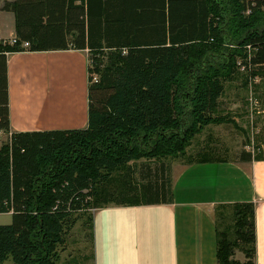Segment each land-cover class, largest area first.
<instances>
[{"label": "trees", "instance_id": "obj_1", "mask_svg": "<svg viewBox=\"0 0 264 264\" xmlns=\"http://www.w3.org/2000/svg\"><path fill=\"white\" fill-rule=\"evenodd\" d=\"M0 11L16 28L15 42L0 40V215L12 220L0 225V264H61L83 219L95 260L93 212L171 202L163 158L186 154L204 128L234 122L221 98L255 96L264 84V0H5ZM70 45L90 52L87 127L9 134L8 54ZM257 150L234 160H264ZM211 151L191 161L226 160ZM253 206L220 205L229 221L215 210L217 264L236 247L253 264Z\"/></svg>", "mask_w": 264, "mask_h": 264}, {"label": "crops", "instance_id": "obj_2", "mask_svg": "<svg viewBox=\"0 0 264 264\" xmlns=\"http://www.w3.org/2000/svg\"><path fill=\"white\" fill-rule=\"evenodd\" d=\"M14 22L0 11V40L14 39ZM89 56L71 45L8 54L9 134L86 128ZM172 189L165 204L94 211V264H217L215 210L236 202L254 205L253 264H264V160L191 162L174 171Z\"/></svg>", "mask_w": 264, "mask_h": 264}, {"label": "rangeland", "instance_id": "obj_3", "mask_svg": "<svg viewBox=\"0 0 264 264\" xmlns=\"http://www.w3.org/2000/svg\"><path fill=\"white\" fill-rule=\"evenodd\" d=\"M5 0H0V5H3ZM93 79L96 80L97 76L93 74ZM260 87L254 96L251 91L241 92V100L235 101L236 91H229L227 98H221L223 104V111L225 116L228 114V120L234 121L228 124H219L217 126H208L204 128L203 132L198 136L196 135L190 140V147L187 148L186 154H180L176 159L163 158L171 164V172L178 170L183 165H188L192 161L191 155L202 151L204 146L211 147V152L220 151V156L227 159L237 158V153L242 150H247L256 155L258 150L264 149V99L260 92H264V84L256 82ZM234 101V102H233ZM3 136V134H2ZM0 136V144L6 138ZM261 155H264V151ZM228 205V204H227ZM219 209V208H218ZM229 221L231 214L228 207L220 208ZM219 209V210H220ZM12 220L8 213L0 215L1 224H11ZM84 219L81 220L73 229L70 240H68L67 251L62 254L61 264H94L91 254L93 253V244L91 242L90 232L87 227L83 228ZM250 245L244 247L247 251ZM233 254L229 257L228 264H247L249 258L241 250V247H236ZM251 259V258H250Z\"/></svg>", "mask_w": 264, "mask_h": 264}, {"label": "built area", "instance_id": "obj_4", "mask_svg": "<svg viewBox=\"0 0 264 264\" xmlns=\"http://www.w3.org/2000/svg\"><path fill=\"white\" fill-rule=\"evenodd\" d=\"M10 42H15V40L14 39H11ZM28 45H29V43H27V42L24 43V46H28ZM0 135H1V132H0Z\"/></svg>", "mask_w": 264, "mask_h": 264}]
</instances>
